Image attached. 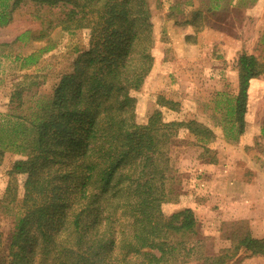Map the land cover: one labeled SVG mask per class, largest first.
Wrapping results in <instances>:
<instances>
[{"label": "trees", "instance_id": "1", "mask_svg": "<svg viewBox=\"0 0 264 264\" xmlns=\"http://www.w3.org/2000/svg\"><path fill=\"white\" fill-rule=\"evenodd\" d=\"M21 3L57 10L55 20L43 19L46 28L88 29L89 38L41 115L0 114V160L5 151L26 156L10 170L26 178L8 264H186L201 258L224 264L241 249L264 255V237L247 231L227 253L198 255L193 210L162 212L180 196L167 153L175 131L185 127L207 141L214 133L195 120L163 122L159 112L145 124L135 121L130 91L153 66L148 0H0V26ZM236 70L237 94L227 115L242 131L250 82L264 74V65L242 51Z\"/></svg>", "mask_w": 264, "mask_h": 264}, {"label": "rangeland", "instance_id": "2", "mask_svg": "<svg viewBox=\"0 0 264 264\" xmlns=\"http://www.w3.org/2000/svg\"><path fill=\"white\" fill-rule=\"evenodd\" d=\"M182 1L193 0H148L154 63L141 87L130 95L139 124L159 112L163 122L195 120L214 132L207 141L185 127L175 131L167 153L180 196L161 207L165 216L192 209L202 242L198 255L214 257L227 253L225 249L246 231L258 235L259 217L264 221V215L258 214L259 204L264 206L259 199L264 192V74L249 86L244 126L239 131L237 121L227 115L237 94L235 66L231 60H215L223 53L233 54L236 47L233 42H220L211 28L221 26L230 35L246 37L242 39L246 50L255 52L264 65V34L259 40L254 38L258 27H264V0H237L234 5L222 0L214 10L211 0H194L197 7L192 9ZM194 11L193 34L182 39L178 35L186 28L171 25L168 15L180 14L184 25ZM58 14L21 3L9 24L0 26V114L30 120L41 115L60 77L71 72L74 60L87 49L88 29L66 32L45 27L44 21L55 20ZM206 26L211 28L205 31ZM25 31L24 41H15ZM24 159V154L5 151L0 160V264H8L10 237L24 212L26 175L10 173L13 163ZM254 163L257 166L252 169ZM236 256L224 264H262L248 262L243 252ZM203 262L201 258L186 264Z\"/></svg>", "mask_w": 264, "mask_h": 264}, {"label": "crops", "instance_id": "3", "mask_svg": "<svg viewBox=\"0 0 264 264\" xmlns=\"http://www.w3.org/2000/svg\"><path fill=\"white\" fill-rule=\"evenodd\" d=\"M212 2H213V10L214 9H216V8H219L220 7V3H221V1L222 0H211ZM229 1V0H228ZM230 1H232V3H233V5H234V3H235V1H237V0H230ZM230 3V2H229ZM181 4H183V6L184 7H187V8H196L197 7V5H196V3H195V1L193 0V1H186V2H184V1H182L181 2ZM231 4V3H230ZM177 6V5H176ZM196 6V7H195ZM180 16V14H173L172 15V13L171 14H169L168 15V17L170 18V19H172V23H171V25H176V26H178V27H180V28H182V27H184V28H186V31L185 32H183L182 34H179L178 36H180L181 35V38L183 39H185V38H190V36L191 35H189L190 33L191 34H193V27L196 25L195 23V17H197V12L196 11H194V15H193V17H192V20H190V21H185L184 22V25H181V24H183L182 22H180L179 21V17ZM176 20H178V21H176ZM247 21H248V19H247ZM245 24H247V22H245L244 24H243V30H244V33L246 32V30L248 29V27L245 29ZM208 28H211V27H208V26H206L205 27V31L208 29ZM174 29H176L175 27H174ZM213 31H215V34H216V38L217 39H219L220 40V42H223V41H225V42H233L234 43V45H235V47H236V49L233 51V54H225V53H223L222 54V56H221V58H220V56L219 57H217L219 60H217V59H215L216 60V62H223L224 60H228V62L231 60V63H232V65H234L235 66V70H236V59H237V57H238V55L242 52V51H245L246 53H248V54H253V55H255L256 56V54H255V52H252V51H248V50H246V48H245V44H244V42H242L243 40L242 39H244V40H246L247 38L245 37H237V36H233V35H230L228 32H226V31H224V30H222L223 28L221 27V26H215L214 28H211ZM204 31V29H203V32H205ZM172 32H174L173 30L170 32L171 34H175V33H172ZM203 32H201V33H203ZM256 33V35H255V40H259L260 39V37H261V35H263L264 34V27L263 28H261V27H258V30L255 32ZM178 36L175 34V37H177L178 38ZM239 41H241V42H239ZM229 56V57H228ZM191 60H193V59H189V61H191ZM153 61H154V59H153ZM154 63V62H153ZM186 65H189V63H187ZM231 67V66H230ZM229 66L226 68V70H228L229 72H231V68H230ZM253 81V80H252ZM251 81V82H252ZM236 83H237V70H236V81H235ZM251 82H250V84H251ZM214 133V132H213ZM255 165H251V168L253 169V168H255L256 166H257V164L256 163H254ZM253 173L255 172V175H257V176H259L260 175V173L258 172V171H252ZM247 180V179H246ZM262 196L259 198V199H261V200H263V202H264V192H263V194H261ZM259 209H258V211H259V215L261 216L262 214L264 215V211H263V209H264V206H263V203L262 204H259ZM257 233H259L258 235H256V236H254V235H252L254 238H262V237H264V221H261L260 220V217H259V232H257ZM243 252V254H247L248 256H249V252H247V253H245V250L244 249H241L238 253H237V256L235 257V258H238V256H240V254ZM247 261L248 262H256V261H258V262H260V263H262V264H264V255H260V256H249V258H247Z\"/></svg>", "mask_w": 264, "mask_h": 264}]
</instances>
